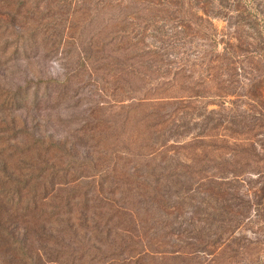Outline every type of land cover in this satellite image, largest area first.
I'll return each mask as SVG.
<instances>
[{
  "label": "rangeland",
  "instance_id": "rangeland-1",
  "mask_svg": "<svg viewBox=\"0 0 264 264\" xmlns=\"http://www.w3.org/2000/svg\"><path fill=\"white\" fill-rule=\"evenodd\" d=\"M0 264H264V0H0Z\"/></svg>",
  "mask_w": 264,
  "mask_h": 264
},
{
  "label": "trees",
  "instance_id": "trees-1",
  "mask_svg": "<svg viewBox=\"0 0 264 264\" xmlns=\"http://www.w3.org/2000/svg\"><path fill=\"white\" fill-rule=\"evenodd\" d=\"M80 44H81V43H80ZM81 50L83 51V47L80 46V49H78V53H81V52H79V51H81ZM81 58H82V57H81Z\"/></svg>",
  "mask_w": 264,
  "mask_h": 264
}]
</instances>
